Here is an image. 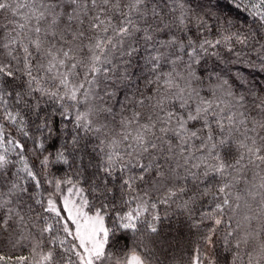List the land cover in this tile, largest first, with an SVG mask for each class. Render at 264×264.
Returning a JSON list of instances; mask_svg holds the SVG:
<instances>
[{"label": "trees", "instance_id": "obj_1", "mask_svg": "<svg viewBox=\"0 0 264 264\" xmlns=\"http://www.w3.org/2000/svg\"><path fill=\"white\" fill-rule=\"evenodd\" d=\"M71 187L95 264H264V0H0V264H80Z\"/></svg>", "mask_w": 264, "mask_h": 264}, {"label": "rangeland", "instance_id": "obj_2", "mask_svg": "<svg viewBox=\"0 0 264 264\" xmlns=\"http://www.w3.org/2000/svg\"><path fill=\"white\" fill-rule=\"evenodd\" d=\"M54 209L56 206L51 202ZM62 205L73 227L74 236L81 248L80 264H95L104 250L107 236L102 214L91 213L87 200L79 187L69 188L62 198ZM126 264H146L137 254L130 256Z\"/></svg>", "mask_w": 264, "mask_h": 264}]
</instances>
